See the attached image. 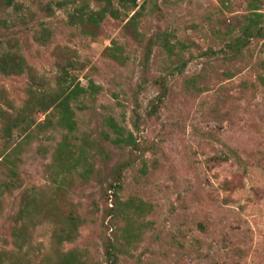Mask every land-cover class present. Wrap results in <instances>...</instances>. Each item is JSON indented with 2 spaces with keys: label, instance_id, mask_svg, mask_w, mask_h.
Returning <instances> with one entry per match:
<instances>
[{
  "label": "rangeland",
  "instance_id": "obj_1",
  "mask_svg": "<svg viewBox=\"0 0 264 264\" xmlns=\"http://www.w3.org/2000/svg\"><path fill=\"white\" fill-rule=\"evenodd\" d=\"M81 2L95 6L0 0V58L18 54L36 77L0 72V152L18 146L14 165H0V184H10L1 196L0 264H56L59 250H74L79 264H106L105 238L121 243L116 264H264V0H137L141 42L110 17L97 37L84 35L68 20ZM254 13L261 34L234 55L226 44ZM157 32L171 35L180 73L157 39L143 68L144 46ZM113 41L120 60L103 53ZM56 47L77 54L79 68L64 85L85 90L71 102L70 141L92 147L91 172L68 193L81 217L78 236L61 244L54 234L66 226L46 195L18 216L25 189L48 194L47 166L66 132L45 125L52 110H25L31 94L57 89ZM161 78L167 93L159 103ZM111 121L121 127L118 145ZM109 185L120 186V201L139 198L148 209L133 223L108 217L117 209Z\"/></svg>",
  "mask_w": 264,
  "mask_h": 264
},
{
  "label": "trees",
  "instance_id": "obj_2",
  "mask_svg": "<svg viewBox=\"0 0 264 264\" xmlns=\"http://www.w3.org/2000/svg\"><path fill=\"white\" fill-rule=\"evenodd\" d=\"M13 0H6L7 5H11ZM137 0H94L95 6H91L86 2H81L80 5L75 7L73 12L68 15L69 23L73 26L80 28L84 35L90 37H97L100 25L103 21L110 17L120 22H125L123 25V31L129 34L134 40L141 42L142 34L137 30L139 24V17L144 10V4L138 5ZM261 14L254 13L253 15L245 16V21L240 27L239 34L230 42L226 44V47L234 55H239L243 48L247 46L249 40L261 34V28L259 27V18ZM170 34L157 32L154 39H149L144 46V54L142 58L143 68L146 69L154 40H159L158 43L167 52L176 56L177 63L176 71L181 72L184 63L178 58V54L174 52V45L170 42ZM113 45L115 42H112ZM104 55L120 60L122 58V48L118 45L113 47H106L103 51ZM175 53V54H174ZM55 66L59 71V83L57 89L53 93L43 94L41 98L31 94V98L27 102L25 110H30L33 105L40 107V111L50 113L45 118V125L48 127H57L61 130H65L62 133L61 140L57 142L56 147L52 155L50 164L47 166L51 170V185L48 190V194H36V190L25 189L21 195V203L18 211L20 219H24L27 214V210L30 206L36 205V201L39 200L37 196H47V205L52 210L56 211V214L64 220L65 228L56 232L55 238L57 243L61 244L63 241H72L78 236V227L81 223V217L76 211L75 205L68 198V193L73 186L76 179H87L88 174L91 172L92 166L89 164V158L92 157L90 151L92 149L90 143L83 141L81 145H77L70 141V136L75 130L74 111L71 107V102L77 98L79 93L85 92L77 84L72 88L70 84L64 85L70 77L71 73L79 68L78 62L75 60L77 54L75 51L67 47H56L54 51ZM263 67V66H262ZM26 71L31 78L36 77L33 75L32 69L27 66L24 59L16 53H6L0 58V72L4 74H20ZM264 71V69H263ZM259 81L264 85V72L259 77ZM63 82H61V81ZM159 93L156 96V100L161 103L166 96L167 86L166 78L158 80ZM91 94H93L98 87H95L90 83ZM155 106H153V110ZM3 123L5 131H9V118L7 113H3ZM23 118V117H22ZM113 128L116 137L111 140L107 135L106 138L112 141L113 144L118 145L121 142V127L115 124L113 121ZM18 148V146H17ZM17 148H14L11 152H0V165L13 166V157L17 156ZM10 169V168H9ZM11 170V169H10ZM13 173V170L10 171ZM8 182H2L0 184V210H1V196L9 190ZM120 186L109 185L107 191L111 190V194L108 195L107 200L116 204L117 209L113 213H108V217L118 218L123 216L125 220L133 223L136 219L148 209L147 205L139 198L131 197L125 202L120 201L117 191ZM38 193V192H37ZM111 197V198H109ZM111 211V210H110ZM131 216L136 217L135 220L130 219ZM108 228V226H106ZM125 240L130 237L129 229H126ZM104 256L106 264H116L117 254L121 252V243L112 241L110 238L103 240ZM58 261L56 264H79L77 253L74 250L67 252H57Z\"/></svg>",
  "mask_w": 264,
  "mask_h": 264
}]
</instances>
